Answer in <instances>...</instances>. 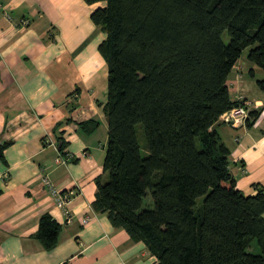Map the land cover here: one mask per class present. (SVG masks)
Wrapping results in <instances>:
<instances>
[{
	"label": "trees",
	"instance_id": "1",
	"mask_svg": "<svg viewBox=\"0 0 264 264\" xmlns=\"http://www.w3.org/2000/svg\"><path fill=\"white\" fill-rule=\"evenodd\" d=\"M85 1L103 2L90 18L105 32L108 69L93 209L142 240L153 264H264V189L237 186L215 126L241 103L227 76L246 47L264 72V0ZM257 81L264 89V76ZM148 192L154 205L141 207ZM61 228L45 211L36 236L50 248Z\"/></svg>",
	"mask_w": 264,
	"mask_h": 264
},
{
	"label": "crops",
	"instance_id": "2",
	"mask_svg": "<svg viewBox=\"0 0 264 264\" xmlns=\"http://www.w3.org/2000/svg\"><path fill=\"white\" fill-rule=\"evenodd\" d=\"M102 4L0 0V264L155 261L142 240L91 205L108 130V69L98 50L105 32L90 18ZM23 17L29 18L25 25ZM263 76L241 54L227 76L229 94L249 100L248 111H260L238 125L221 115L215 123L236 184L246 194L264 189V89L257 81ZM58 153L69 157L56 161ZM42 174L71 192L65 206L55 203ZM45 211L62 225L50 248L36 236Z\"/></svg>",
	"mask_w": 264,
	"mask_h": 264
},
{
	"label": "built area",
	"instance_id": "3",
	"mask_svg": "<svg viewBox=\"0 0 264 264\" xmlns=\"http://www.w3.org/2000/svg\"><path fill=\"white\" fill-rule=\"evenodd\" d=\"M21 24L25 25L29 22V18L28 17H23L21 19ZM241 103L232 106L231 108H229L228 110L224 111L221 116L222 118L229 122L232 125H238L240 122L245 121L246 118L248 117V109L245 106L246 103L249 102V100L246 99H241L240 100ZM69 157V155H62L60 153H58V155L56 156V161H66V159ZM42 180L45 183V185L48 188V191L50 193V195L53 197L55 203L58 206H65V204L71 199L72 194L70 191H65V190H61L60 188H58L57 186H55L50 178L48 177L47 174H42ZM72 220V214L68 213V216L66 218V221L69 222ZM86 220V217L83 218V221Z\"/></svg>",
	"mask_w": 264,
	"mask_h": 264
},
{
	"label": "rangeland",
	"instance_id": "4",
	"mask_svg": "<svg viewBox=\"0 0 264 264\" xmlns=\"http://www.w3.org/2000/svg\"><path fill=\"white\" fill-rule=\"evenodd\" d=\"M222 38L224 39V41H228L229 40V34H228L227 30H224V32L222 33ZM247 48L248 47H246L242 51V55L245 56V53L247 52ZM137 132H138V137H139L140 144L142 146V151L144 150L143 153H145V148L143 149V146L145 145V138H144L143 129H142V125L141 124H138L137 125ZM153 205H154V203H153L152 196L148 192L142 198L141 207H153ZM252 246L254 248V251H257L258 250V246H257V244L255 242H254V244Z\"/></svg>",
	"mask_w": 264,
	"mask_h": 264
}]
</instances>
